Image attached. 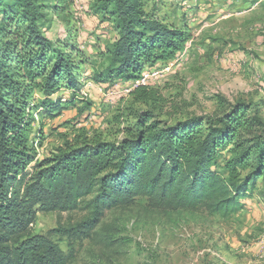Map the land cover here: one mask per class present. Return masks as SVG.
Returning <instances> with one entry per match:
<instances>
[{
	"label": "trees",
	"instance_id": "16d2710c",
	"mask_svg": "<svg viewBox=\"0 0 264 264\" xmlns=\"http://www.w3.org/2000/svg\"><path fill=\"white\" fill-rule=\"evenodd\" d=\"M10 1L0 20V264H71L73 246L84 241L109 248L117 230L105 228V213L130 209L139 200L165 214L230 217L241 209L239 198L264 180V136L256 135L261 122L248 117L244 105L173 126L142 113L118 142L65 143L35 160L27 139L31 115L41 109L54 118L75 104L49 98L61 89H79L72 56L81 52L71 43L54 45L38 25L47 18L45 10L67 25L72 0L51 7L40 0ZM93 1L116 36L103 53L108 71L97 76L99 83L134 79L143 65L172 59L190 39L186 28L168 27L146 12L142 0ZM133 94L155 101L143 87ZM38 213L83 215L41 236L31 229Z\"/></svg>",
	"mask_w": 264,
	"mask_h": 264
},
{
	"label": "rangeland",
	"instance_id": "374dc122",
	"mask_svg": "<svg viewBox=\"0 0 264 264\" xmlns=\"http://www.w3.org/2000/svg\"><path fill=\"white\" fill-rule=\"evenodd\" d=\"M40 1L51 7L57 0ZM72 2L67 25L50 10L38 22L54 45L71 43L81 52L72 56L81 80L77 91L61 89L50 96L52 103L75 101L60 115L51 118L41 109L32 113L27 139L35 160L54 155L65 143L118 142L142 113L173 126L219 117L230 106L244 105L248 117L261 122L256 135L264 136V0H142L146 12L152 11L163 25L186 28L190 39L172 59L143 65L134 79L114 77L104 83L97 76L108 71L103 53L114 42L115 32L107 18L96 13L93 0ZM10 3L0 2V20ZM145 75L150 78L141 85ZM139 87L152 93L155 101L133 94ZM34 97L43 101L40 95ZM261 193L260 178L239 198L241 209L230 217L199 211L158 213L143 200L127 210L106 212L103 225L117 230L114 245L106 248L96 240L75 244L71 264H264ZM82 215L38 213L32 234L44 236ZM57 243L69 252L64 241Z\"/></svg>",
	"mask_w": 264,
	"mask_h": 264
},
{
	"label": "built area",
	"instance_id": "2783aa9c",
	"mask_svg": "<svg viewBox=\"0 0 264 264\" xmlns=\"http://www.w3.org/2000/svg\"><path fill=\"white\" fill-rule=\"evenodd\" d=\"M162 73H163V71L158 72V73H156V76H158V75H160V74H162ZM149 78H150V77H148V75H145V76L141 79V85H143L144 82H145L146 80H148ZM138 85H139V83L137 82L135 86H138Z\"/></svg>",
	"mask_w": 264,
	"mask_h": 264
}]
</instances>
